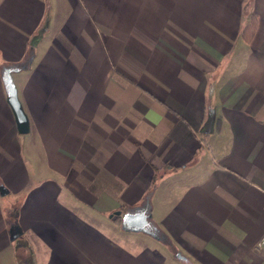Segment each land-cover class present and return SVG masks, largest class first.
<instances>
[{
    "label": "crops",
    "instance_id": "obj_1",
    "mask_svg": "<svg viewBox=\"0 0 264 264\" xmlns=\"http://www.w3.org/2000/svg\"><path fill=\"white\" fill-rule=\"evenodd\" d=\"M0 185V264H264V0H0Z\"/></svg>",
    "mask_w": 264,
    "mask_h": 264
},
{
    "label": "water",
    "instance_id": "obj_2",
    "mask_svg": "<svg viewBox=\"0 0 264 264\" xmlns=\"http://www.w3.org/2000/svg\"><path fill=\"white\" fill-rule=\"evenodd\" d=\"M44 33L42 28L31 40V47L35 48ZM33 63V59L30 60ZM25 65H7L3 67V80L8 93V103L10 104L15 116L18 131L20 133H28L31 130L30 118L26 112L22 100L19 96L18 86L14 80V73L20 71L22 68H26ZM215 121L214 115L211 116L206 123V132L213 130V124ZM9 192L8 188L4 185H0V193L5 195ZM116 214H121L118 211ZM150 215L141 211H129L122 214V225L126 229L134 231H146L152 232L149 218ZM19 264H35V256L33 253L27 256H21L19 258Z\"/></svg>",
    "mask_w": 264,
    "mask_h": 264
},
{
    "label": "trees",
    "instance_id": "obj_3",
    "mask_svg": "<svg viewBox=\"0 0 264 264\" xmlns=\"http://www.w3.org/2000/svg\"><path fill=\"white\" fill-rule=\"evenodd\" d=\"M258 26V18L257 15H254L251 18V21L246 25V27L243 30V36L247 41H250L253 37V35L256 32Z\"/></svg>",
    "mask_w": 264,
    "mask_h": 264
},
{
    "label": "built area",
    "instance_id": "obj_4",
    "mask_svg": "<svg viewBox=\"0 0 264 264\" xmlns=\"http://www.w3.org/2000/svg\"><path fill=\"white\" fill-rule=\"evenodd\" d=\"M256 248L259 249V250H264V234L257 241Z\"/></svg>",
    "mask_w": 264,
    "mask_h": 264
},
{
    "label": "rangeland",
    "instance_id": "obj_5",
    "mask_svg": "<svg viewBox=\"0 0 264 264\" xmlns=\"http://www.w3.org/2000/svg\"><path fill=\"white\" fill-rule=\"evenodd\" d=\"M15 77H17V76H15ZM7 197V199H9V198H12V196H6ZM13 199V198H12ZM147 239H149V241H151V243H155L156 245H159V243L156 241V240H150V239H152V238H147ZM153 241V242H152Z\"/></svg>",
    "mask_w": 264,
    "mask_h": 264
}]
</instances>
